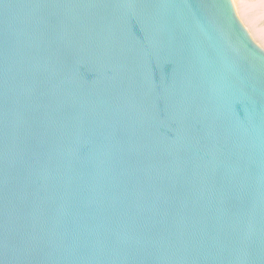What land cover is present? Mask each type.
<instances>
[{
	"label": "water",
	"instance_id": "obj_1",
	"mask_svg": "<svg viewBox=\"0 0 264 264\" xmlns=\"http://www.w3.org/2000/svg\"><path fill=\"white\" fill-rule=\"evenodd\" d=\"M0 264H264L231 0H0Z\"/></svg>",
	"mask_w": 264,
	"mask_h": 264
},
{
	"label": "rangeland",
	"instance_id": "obj_2",
	"mask_svg": "<svg viewBox=\"0 0 264 264\" xmlns=\"http://www.w3.org/2000/svg\"><path fill=\"white\" fill-rule=\"evenodd\" d=\"M231 2L233 4L237 17H238L237 13H241L240 15L243 16V17L239 16L238 18L240 20V17H241L240 21L245 27V29L249 32V34H252L253 41L258 46L263 45V48H264V41H263L264 40V0H233V1L231 0ZM233 2L235 3L236 7L234 6ZM250 4H252L253 7L250 6ZM236 9H237V12H236ZM252 19L253 21H251Z\"/></svg>",
	"mask_w": 264,
	"mask_h": 264
},
{
	"label": "bare ground",
	"instance_id": "obj_3",
	"mask_svg": "<svg viewBox=\"0 0 264 264\" xmlns=\"http://www.w3.org/2000/svg\"><path fill=\"white\" fill-rule=\"evenodd\" d=\"M233 1V0H232ZM234 3V2H233ZM234 6H235V3H234ZM250 6H252V4H250ZM236 7V6H235ZM253 7V6H252ZM248 8V7H247ZM250 9V8H249ZM248 9V10H249ZM236 12H237V9H236ZM239 12V11H238ZM238 14V17L239 16H241L240 14L241 13H237ZM241 17H243V16H241ZM241 17H240V20H241ZM245 19V18H244ZM249 19H250V17H249ZM243 21V20H242ZM250 21V20H249ZM251 21H253V19L251 20ZM251 25V24H250ZM251 33V32H250ZM263 33V32H262ZM257 34V33H256ZM261 34V33H260ZM253 35H254V33H253ZM250 36H251V38L253 39V36H252V34H250ZM259 36V35H258ZM259 38V37H258ZM260 38H261V36H260ZM255 40V39H254ZM264 41V40H263ZM262 46V47H261ZM260 47L264 50V48H263V45H261Z\"/></svg>",
	"mask_w": 264,
	"mask_h": 264
}]
</instances>
